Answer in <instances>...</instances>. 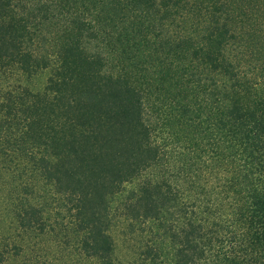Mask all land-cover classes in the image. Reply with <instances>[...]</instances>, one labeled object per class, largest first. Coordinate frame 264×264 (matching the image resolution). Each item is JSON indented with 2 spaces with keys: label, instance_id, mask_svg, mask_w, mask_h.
<instances>
[{
  "label": "trees",
  "instance_id": "16d2710c",
  "mask_svg": "<svg viewBox=\"0 0 264 264\" xmlns=\"http://www.w3.org/2000/svg\"><path fill=\"white\" fill-rule=\"evenodd\" d=\"M0 69L47 73L0 87V139L47 140L95 264L108 192L148 226L131 264H264V0H0Z\"/></svg>",
  "mask_w": 264,
  "mask_h": 264
},
{
  "label": "rangeland",
  "instance_id": "374dc122",
  "mask_svg": "<svg viewBox=\"0 0 264 264\" xmlns=\"http://www.w3.org/2000/svg\"><path fill=\"white\" fill-rule=\"evenodd\" d=\"M46 74L29 78L14 70L0 69V87L24 84L37 91L43 88ZM0 115V124L10 120L2 112ZM54 161L47 140L0 139V264H95L64 237L65 231L73 235L71 225L67 230L63 227V223H70L61 221L68 204L66 194L58 191L44 174L46 162ZM113 197V193L105 194L109 205L107 230L115 243L114 259L126 264L128 257L139 252L135 243L143 238L140 231L148 226L143 219L130 220Z\"/></svg>",
  "mask_w": 264,
  "mask_h": 264
}]
</instances>
